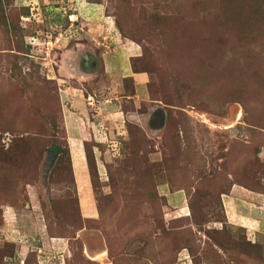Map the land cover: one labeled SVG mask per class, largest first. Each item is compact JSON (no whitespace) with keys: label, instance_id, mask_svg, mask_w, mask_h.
<instances>
[{"label":"rangeland","instance_id":"1","mask_svg":"<svg viewBox=\"0 0 264 264\" xmlns=\"http://www.w3.org/2000/svg\"><path fill=\"white\" fill-rule=\"evenodd\" d=\"M230 191L264 194V0H0V211L25 215L0 219V264H264Z\"/></svg>","mask_w":264,"mask_h":264},{"label":"crops","instance_id":"2","mask_svg":"<svg viewBox=\"0 0 264 264\" xmlns=\"http://www.w3.org/2000/svg\"><path fill=\"white\" fill-rule=\"evenodd\" d=\"M107 38L108 37L105 36L104 40H107ZM120 44L123 48L122 50H126V49L128 50L129 48H130V50H132V52H134V50H135V49L133 50V48L129 47L127 44H123L121 42H120ZM112 50H114V49H112ZM112 53L114 54V56L113 55H112L113 57L111 56V58H113V59L110 61V64H111V62H113V65H114V62H116L117 65L123 66L122 59L119 58L120 55H123L122 51H119V52L116 51V52H112ZM106 55H107V53H103V55L99 56L100 67H101V72L105 77H109V78L111 77L109 79V81L111 79H114L112 77V75L114 74V72L117 71L118 75L121 73L120 79H122V80L131 77V78H133V80L135 82H138V84L143 83V77L141 76V74L137 73L136 75H133L128 64L126 65V67L124 66L125 68H118L117 69V66L113 67L111 65L109 67H107L106 66L107 57L105 58ZM88 56L91 57V55H88V54L85 55L86 58ZM134 56H135L134 54L128 55L127 63H128V59H130ZM91 58H93V57H91ZM73 62L74 61H72V63ZM94 62L96 64V61H94ZM78 63L80 64V61L74 62V68L75 69L80 68V65H83L82 64L83 62L79 66H78ZM118 70H120V73ZM76 71H78V70L76 69ZM88 71H91V69L89 68ZM78 74L81 76H84L82 74V72H80V71H78ZM76 75H77V73H76ZM87 94L88 93H86V95ZM92 96H94V94H92ZM82 99H83V97H82ZM68 114H72V113L70 112ZM81 127H82L81 124L80 125L77 124L75 129L73 127H70L69 125L65 126V132H66V136H67L66 144H67L69 155H70V157H69L70 161L69 162H70L71 173L73 176H74V169H73L74 164H78L79 166H81L82 169L80 170V174H81V176H83V173L85 175L82 145H83V142H86V141H85V138H83L84 137L83 136V129H81ZM74 184H75V188H77L75 178H74ZM249 193H247V192L242 193L241 191L240 192L236 191V193H235L233 191H230L229 194L224 195V198H223L224 214H225L226 220L229 222L228 224L244 229L245 232L249 236H252V237L262 236V238H263L264 237V194H256V193H250L249 194ZM4 209H6L5 212H7V210H10V212H11L10 213L11 217H6V215L7 216H9V215L8 214L4 215L5 214L4 211H1L0 219L3 220L4 224L6 222L10 224V225H4L3 224L4 227L9 226L11 229L15 230V228H17V226H18V223H20L19 219H21L23 221L24 220L23 218H25V215H23V214L22 215H19V214L15 215L14 212L12 211V209H9L8 207H5ZM32 225H33V223H30V226H28L29 232H28V234L23 235V237H25V236L30 237L29 240L28 239L27 240L30 242V245L32 246L31 248L34 250V229L36 230V228H38V231H39V229L41 227H40V225L37 227H34ZM2 228H3V226H2ZM0 233L3 234L2 229H0ZM39 234H40V232H39ZM0 236H2V235H0ZM56 240H59V239H56ZM5 241H7L6 242L7 244H10L12 246H16L15 244H18L19 246L24 245L22 240H19V241L5 240ZM13 249H14V247H13ZM29 252L33 253L34 251L29 250ZM35 257L37 258L39 256H35ZM10 258L13 259V255L4 257L2 259L4 264H9V262L11 260ZM24 258H25V256H24ZM19 264H23V259L22 260L20 259ZM36 264H38L37 261H36Z\"/></svg>","mask_w":264,"mask_h":264},{"label":"trees","instance_id":"3","mask_svg":"<svg viewBox=\"0 0 264 264\" xmlns=\"http://www.w3.org/2000/svg\"><path fill=\"white\" fill-rule=\"evenodd\" d=\"M131 69V68H130ZM133 73L135 72V71H133V70H131ZM137 73V72H136ZM139 73V72H138ZM127 79V78H126ZM123 80H125V79H123ZM133 91V90H132ZM49 151H51V152H55V153H59L60 151H59V148L58 147H56V146H51V147H49V149H48ZM86 163H87V165H89V163H88V161H87V157H86ZM73 169H74V178H75V181L76 182H78V184H77V187H82L83 186V184H81V174H80V170L82 169L81 168V166H79L78 164H74V167H73ZM68 170H69V172H70V175H71V177H72V174H71V169H70V162H69V158H68ZM88 171H89V169H88ZM0 214H1V211H0ZM6 245H8L9 247L8 248H11V246L12 245H10V244H7V243H5ZM30 254V253H29ZM9 255V254H8ZM7 255V256H8ZM26 256H27V254H26ZM26 256H25V258H24V264L26 263V261H25V259H26ZM34 260V259H33Z\"/></svg>","mask_w":264,"mask_h":264},{"label":"built area","instance_id":"4","mask_svg":"<svg viewBox=\"0 0 264 264\" xmlns=\"http://www.w3.org/2000/svg\"><path fill=\"white\" fill-rule=\"evenodd\" d=\"M52 40H54V41H56L57 40V37H54ZM50 43V41H47L46 42V44H49ZM94 96H90V95H85L84 97H83V100H84V102H85V104L87 105V106H89V107H93L94 105H95V103L97 102V101H95L94 100ZM94 104V105H93Z\"/></svg>","mask_w":264,"mask_h":264},{"label":"flooded vegetation","instance_id":"5","mask_svg":"<svg viewBox=\"0 0 264 264\" xmlns=\"http://www.w3.org/2000/svg\"><path fill=\"white\" fill-rule=\"evenodd\" d=\"M87 63H88V64H87ZM95 65H96V64H95V62L92 60V58L88 56L87 58H86V57L84 58V62H83L82 67H84V69H87V68L89 69V68H90V69L92 70L93 67H95Z\"/></svg>","mask_w":264,"mask_h":264},{"label":"water","instance_id":"6","mask_svg":"<svg viewBox=\"0 0 264 264\" xmlns=\"http://www.w3.org/2000/svg\"><path fill=\"white\" fill-rule=\"evenodd\" d=\"M56 157V153L55 152H47L46 153V158L49 161L48 164L46 165V168H48V166L52 163V160Z\"/></svg>","mask_w":264,"mask_h":264}]
</instances>
